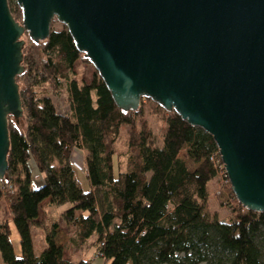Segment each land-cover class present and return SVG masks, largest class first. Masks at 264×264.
<instances>
[{"label":"trees","instance_id":"16d2710c","mask_svg":"<svg viewBox=\"0 0 264 264\" xmlns=\"http://www.w3.org/2000/svg\"><path fill=\"white\" fill-rule=\"evenodd\" d=\"M9 6L21 24L22 9L13 1ZM55 21L46 40L28 38L22 49L25 70L16 82L23 117L8 116L7 170L0 180L5 215L0 264H91L64 257L55 223L46 236L47 248L35 253L31 224L45 200L66 207L62 216L75 229L77 244L93 239L95 256L104 264H264V243L257 241L264 236V213L237 200L228 203L229 221L209 210V186L218 173L212 137L147 97L138 110L124 112L98 72L90 82L79 83L76 62H91L66 26L54 29ZM63 89L68 113H58L49 96ZM145 100L162 115V147L145 118ZM124 128L123 155L118 141ZM184 148L194 169L180 157ZM74 151L85 153L87 190L70 162ZM31 162L42 176L41 185H34ZM12 227L19 237V256Z\"/></svg>","mask_w":264,"mask_h":264},{"label":"water","instance_id":"95a60500","mask_svg":"<svg viewBox=\"0 0 264 264\" xmlns=\"http://www.w3.org/2000/svg\"><path fill=\"white\" fill-rule=\"evenodd\" d=\"M0 0V180L23 117L22 36L66 26L124 112L150 98L210 135L236 200L264 213V0Z\"/></svg>","mask_w":264,"mask_h":264},{"label":"rangeland","instance_id":"374dc122","mask_svg":"<svg viewBox=\"0 0 264 264\" xmlns=\"http://www.w3.org/2000/svg\"><path fill=\"white\" fill-rule=\"evenodd\" d=\"M9 1L16 2V0H9ZM63 26L64 25L60 23L58 20L57 22L55 21L53 24V27L55 30H60L63 28ZM28 38H29L28 34L27 36L25 35L22 36V40L25 41V44L27 43ZM74 72H75V79L79 83H81L83 81L90 82L95 72H97V70L95 69L92 63L86 62L84 60H79L76 62L74 66ZM49 96L51 97V100L54 103L58 113H68L69 112V106H68V103L66 102V95H65L64 89L58 95L53 94L50 91ZM143 106H144V111H145V118L147 119L149 127L155 136L156 144L157 146L162 147L163 143H162L161 136H160L161 129L163 126L162 115L160 112H158L154 108L152 104H150L146 100L144 101ZM126 140H127V133H126V128H124L122 129L120 133L119 141H118V148L123 155L126 152ZM74 152L75 154H77V156L79 157L82 156L84 158V155H85L84 152H81V151H74ZM180 157L183 158L187 162L190 169H194L196 167L195 163L191 161L190 159H188L185 148L180 153ZM123 160L124 161L126 160L124 156H123ZM30 166L32 169V173L35 176L34 178L36 179V176L37 175L39 176L40 174L38 173L34 163L31 162ZM74 169H76L77 177L81 180V184L83 188L87 190L88 184L85 178L84 160L83 162L79 161L76 167H74ZM34 185L37 186V183L34 182ZM209 189H210V195H209L208 200H209L210 212L217 214L219 220L229 221L231 218V208H230V205L228 204V199L233 197L231 186L225 185L224 183H222L219 177H216L210 183ZM3 207H4V202L1 201L0 203V224L3 223V220L5 219ZM45 210H47V207H41L39 220L37 222H34V226L32 228L33 246H34V251L37 255L41 254L47 248L46 236L49 232H51L52 223L58 219L57 216L59 215L56 212H53V214H50L49 212V215H47L44 213ZM48 217H49V220H51L50 223H46V220L48 219ZM263 237H264L263 234H260L257 237V241L260 244L261 242L264 243ZM18 239L19 237L17 235V232L15 228L12 227L11 240L13 244H15L16 254L19 256L20 249L17 243ZM0 262H1V257H0ZM200 264H209V263L202 262Z\"/></svg>","mask_w":264,"mask_h":264},{"label":"crops","instance_id":"0c3cea01","mask_svg":"<svg viewBox=\"0 0 264 264\" xmlns=\"http://www.w3.org/2000/svg\"><path fill=\"white\" fill-rule=\"evenodd\" d=\"M35 182L37 183V186L41 185L43 182L42 176L37 175ZM45 201H44L45 203L44 202L41 203V207H47V210H45L44 212L45 214L49 215V212L50 214H53V212H56L59 214L57 216L58 219L54 221L52 225L54 223L56 224V228H55L56 241L63 248L64 257L73 262H79L81 260H91V264H104V260L102 258L95 256L93 239H91L90 241H88L86 244L82 246H79L77 244L76 236H75V229L72 226L67 225L62 216L63 211L66 209V207H57V206L49 204L48 200H45ZM38 220H39V217L34 222H37ZM34 222L31 224V233H32V228L34 226ZM50 222L51 220H49V217H48V219L46 220V223H50ZM17 243L19 247V240ZM13 245L16 250L15 244Z\"/></svg>","mask_w":264,"mask_h":264},{"label":"built area","instance_id":"2783aa9c","mask_svg":"<svg viewBox=\"0 0 264 264\" xmlns=\"http://www.w3.org/2000/svg\"><path fill=\"white\" fill-rule=\"evenodd\" d=\"M215 155H216V158H212V159L217 166V171H218L217 177H219L221 179L222 183L230 186V182H229L228 176L226 174V170H225L224 164L222 163L219 152H217V154H215ZM79 161L83 162V157L82 156L79 157V156H77V154H75V152H73V154L70 157V162H71L72 166L76 167V165ZM235 201H236L235 196L228 199V203L229 202L233 203Z\"/></svg>","mask_w":264,"mask_h":264}]
</instances>
